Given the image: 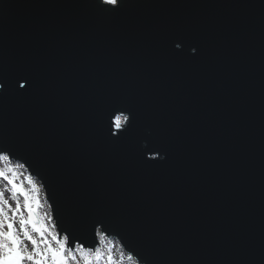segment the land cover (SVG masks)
Instances as JSON below:
<instances>
[{
    "label": "water",
    "instance_id": "obj_1",
    "mask_svg": "<svg viewBox=\"0 0 264 264\" xmlns=\"http://www.w3.org/2000/svg\"><path fill=\"white\" fill-rule=\"evenodd\" d=\"M107 7L0 0V155L71 250L264 264V0Z\"/></svg>",
    "mask_w": 264,
    "mask_h": 264
},
{
    "label": "rangeland",
    "instance_id": "obj_2",
    "mask_svg": "<svg viewBox=\"0 0 264 264\" xmlns=\"http://www.w3.org/2000/svg\"><path fill=\"white\" fill-rule=\"evenodd\" d=\"M6 167H11L14 171L13 173H8L9 179H12L15 185L20 188L24 193L28 194L29 203L31 204L33 211L36 213L40 223L36 224L37 227L43 225L45 231L43 233V237L40 233L35 232L31 224H26L25 230L35 239L38 244H40L41 250L44 248L43 240H47L51 243L52 247L56 248L58 245L53 240V237H58L59 234L56 231L54 223L52 221V214L50 211L49 204L46 202L45 193L41 186V183L35 178L31 177L27 172L26 168L15 162L8 161L7 164L0 161V171H4ZM0 192L4 194V200H6L7 206L3 203H0V209L3 210L4 216L0 217V219L8 220L13 223L14 230L16 234L19 236L22 241V247H24L28 252H31L32 245L31 242L24 239L23 231H21L20 221L21 219H28V210L25 208V198L19 192L13 193L12 185L7 182L3 177H0ZM17 203L20 206V211L16 212ZM3 231H7V227L3 228ZM98 246L95 248H99L103 253L102 258L99 261H96L95 258H92V264H106L108 249L111 247L112 252L111 255L116 262V264H134L133 261L128 260L127 254L121 249L118 241L114 238H108L106 236H101L100 233H96ZM101 237H103L101 239ZM65 236L62 235L60 237L61 241L65 240ZM81 248L82 245L76 244L74 249L67 248L65 251L66 258L71 252L75 259H69L68 264H83V259L81 257ZM84 249V248H83ZM94 249V251H95ZM86 252H93L90 249H84ZM24 264H31L30 261L25 260Z\"/></svg>",
    "mask_w": 264,
    "mask_h": 264
},
{
    "label": "snow or ice",
    "instance_id": "obj_3",
    "mask_svg": "<svg viewBox=\"0 0 264 264\" xmlns=\"http://www.w3.org/2000/svg\"><path fill=\"white\" fill-rule=\"evenodd\" d=\"M99 4L107 5L109 7L102 8V10L111 11L116 10L119 5L121 4V0H99ZM176 48H180L181 44L177 42L175 44ZM192 52L196 53L197 49L192 48ZM20 88H25V84H20ZM3 88V85L0 84V89ZM129 121L128 116H118L114 121V127L116 132L120 133L121 135L124 134L128 129L124 128L125 122ZM130 127V123H129ZM123 129V131H122ZM115 134V133H113ZM157 156L159 153L157 152ZM155 159V157H154ZM0 161L7 164L9 161L8 155H0ZM8 173H13L14 171L11 167H6L4 171H0V177H3L9 184L12 185L13 193L19 192L25 198V208L28 210L29 217L27 220L21 219V231H23L24 239L31 242L32 250L28 252L24 247H22V241L20 240L19 236L16 234L14 230V225L12 222L8 220L0 219V264H24V261H30L31 264H68L69 259H75V256L69 252L68 257L65 256V251L69 248L70 245V238L66 237L64 241H61L58 237H53V240L58 245V247H52L51 243L47 240H43L44 248L41 250L40 244L32 238L31 235L25 230L26 224H31L33 230L38 232L43 237V233L45 231L43 225L37 227L35 221L33 220V208L29 203V197L27 193H24L20 188H18L12 179H9ZM4 194L0 192V203H3L7 206V201L4 200ZM20 211V206L17 203L16 212ZM4 216V212L0 209V217ZM7 227V231H3L4 227ZM97 233L100 232V229H96ZM103 237H101L102 239ZM112 249L109 247L108 249V256L106 264H116L112 255ZM103 256V253L99 248L95 249L94 252H86L83 248H81V257L83 259V264H92V258L94 257L96 261H99ZM128 260L133 261L134 264H140L138 259H134V255L132 253L128 254Z\"/></svg>",
    "mask_w": 264,
    "mask_h": 264
}]
</instances>
